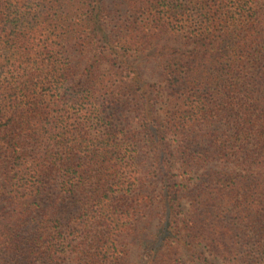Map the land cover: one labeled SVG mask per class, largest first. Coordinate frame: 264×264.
Returning <instances> with one entry per match:
<instances>
[{"label": "trees", "instance_id": "obj_1", "mask_svg": "<svg viewBox=\"0 0 264 264\" xmlns=\"http://www.w3.org/2000/svg\"><path fill=\"white\" fill-rule=\"evenodd\" d=\"M0 264H264V0H0Z\"/></svg>", "mask_w": 264, "mask_h": 264}, {"label": "rangeland", "instance_id": "obj_2", "mask_svg": "<svg viewBox=\"0 0 264 264\" xmlns=\"http://www.w3.org/2000/svg\"><path fill=\"white\" fill-rule=\"evenodd\" d=\"M186 207H187V206H186V205H184V209H186Z\"/></svg>", "mask_w": 264, "mask_h": 264}]
</instances>
